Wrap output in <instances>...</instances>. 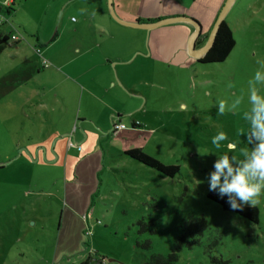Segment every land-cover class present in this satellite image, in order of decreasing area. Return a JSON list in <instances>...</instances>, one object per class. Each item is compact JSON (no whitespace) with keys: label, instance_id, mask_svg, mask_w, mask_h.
Returning a JSON list of instances; mask_svg holds the SVG:
<instances>
[{"label":"rangeland","instance_id":"rangeland-1","mask_svg":"<svg viewBox=\"0 0 264 264\" xmlns=\"http://www.w3.org/2000/svg\"><path fill=\"white\" fill-rule=\"evenodd\" d=\"M18 1L14 12H0V30L21 40L0 57V80L17 76L16 89H0V264H146L170 253L189 218L208 227L175 264H264V195L257 224L223 211L207 198L217 157L200 154L240 157L250 147L240 133L248 80L264 63V0L234 1L224 21L235 45L222 63H197L186 44L166 62L132 55L117 68L124 86L114 60L108 65L92 46L88 24L72 30L78 7L62 13L47 0ZM183 24L158 29L175 26L179 36ZM108 66L122 93L111 88ZM237 97L241 104L228 111ZM117 121L124 128L113 133ZM219 131L227 140L216 149L211 137ZM48 132L57 143L41 145ZM131 149L179 172L164 177L126 157Z\"/></svg>","mask_w":264,"mask_h":264},{"label":"crops","instance_id":"crops-1","mask_svg":"<svg viewBox=\"0 0 264 264\" xmlns=\"http://www.w3.org/2000/svg\"><path fill=\"white\" fill-rule=\"evenodd\" d=\"M4 1L5 0H0V6L2 2L4 3ZM224 2L225 0H112V6L116 17L120 21L129 23L155 22L169 17L188 16L200 22V36L202 37V39L206 40L208 33L212 27V24L215 21V18L217 17ZM18 3V0H14L13 2L14 5H17ZM13 4L12 11L14 9ZM51 4H60L63 8L62 13H64L65 9H70L71 7L79 8L80 19L74 22L70 21L72 25V30L77 32V30L81 26L83 27L84 24H88V27L92 31V33L90 34L93 35L92 39L90 40L92 46L96 49H99L104 60L107 62L108 65L111 63V61L114 60V73L117 77L119 85L122 86H124V84L122 82V78L120 77L117 71L119 65H122L127 62L132 55H135V57L140 56L144 59L147 58L151 61L160 62H166L172 57L177 58V55L180 52H185L186 41L191 32L193 31L192 27L188 24H183L184 26L179 27L182 30V34H180L179 36L174 35L176 31L175 26L162 29L156 28L150 31L124 27L116 23L110 17L107 9V0H47V5L49 6ZM56 5L54 9H56ZM90 6L94 8L90 10ZM83 9H86L87 14H84L82 12ZM12 11L10 10V13ZM49 16H51V19L53 21H58V19H60L59 14L53 13L49 14ZM60 22L61 19L59 23ZM3 26H5L4 23L0 27L3 28ZM59 26L60 24H58L57 30L60 32L63 26ZM145 38H147L146 47L148 49V55L142 56L140 54L146 53L144 46ZM20 43L21 40L18 38L17 42H10L7 45H9V47L11 45L17 46V44L20 45ZM110 44L114 46L113 49L109 48V46H111ZM6 46L2 49V51H0V57L4 52ZM107 69H109V75L107 76V80L110 82L112 86L111 88L115 89L117 87V91L119 93H122L121 88L114 80L113 72L110 66H108ZM30 73H33V71H31ZM3 77H6L9 83L10 81L11 83H5L2 84V86H7L11 88V91L17 88V84L13 83L17 79V76L14 73H9L8 75ZM104 90L107 92L106 89ZM10 92H7V94ZM90 96L93 99L94 97L97 98V95L91 94ZM19 113V117H26L23 114V111H20ZM109 113H107L106 117H108ZM116 115L120 116L119 113ZM112 121L113 120H111V122ZM114 123L123 125L120 121ZM132 124H134V122L131 123V126ZM49 135L50 134L48 132L47 136L43 137L40 143L41 145L50 143L52 140H55L57 143V135H54V139H51ZM86 139L87 136L84 137V140ZM62 142L64 144V141ZM46 148L48 147L45 146V150Z\"/></svg>","mask_w":264,"mask_h":264},{"label":"clouds","instance_id":"clouds-1","mask_svg":"<svg viewBox=\"0 0 264 264\" xmlns=\"http://www.w3.org/2000/svg\"><path fill=\"white\" fill-rule=\"evenodd\" d=\"M257 63L259 67L248 80V108L242 113L247 128L240 133L244 143L250 147L241 149L240 157L199 152L201 155H216L213 170L207 176L208 191L224 199L234 212L243 211L246 206L254 207L264 195V91H261L264 87V63ZM225 104V99H217V115L225 113ZM240 104L241 97H237L228 105V111L236 110ZM226 140V133L219 131L211 137V144L219 149L221 142ZM236 147L235 143H227L229 150Z\"/></svg>","mask_w":264,"mask_h":264},{"label":"trees","instance_id":"trees-1","mask_svg":"<svg viewBox=\"0 0 264 264\" xmlns=\"http://www.w3.org/2000/svg\"><path fill=\"white\" fill-rule=\"evenodd\" d=\"M10 35L0 30V51L9 43ZM235 45L232 37L231 30L223 21L218 29L215 41L209 52L199 60L201 64H215L222 63L228 55L231 53ZM0 81V89L3 83ZM7 90L11 89L4 86ZM119 117V116H118ZM117 117V118H118ZM134 127V124H132ZM124 155L131 160H134L143 166L156 171L164 177L172 179L178 172L179 167L173 165H165L151 156L145 154L141 149H131L124 153ZM207 198L220 206L223 211L231 212L237 216L249 221L250 223L257 224L259 218V210L257 207L246 206L243 211L234 212L231 211L224 199H219L217 195L211 196V192L207 194ZM207 223L202 218H189L182 227V234L178 238L177 243L167 256L151 255L146 264H175L178 260V253L182 246L191 247L198 243V238L202 236L203 232L207 230ZM225 264V262H220ZM87 264V263H84Z\"/></svg>","mask_w":264,"mask_h":264},{"label":"water","instance_id":"water-1","mask_svg":"<svg viewBox=\"0 0 264 264\" xmlns=\"http://www.w3.org/2000/svg\"><path fill=\"white\" fill-rule=\"evenodd\" d=\"M235 0H225L223 6L221 7L216 20L212 26V29L209 33V35L207 36V39L205 40L204 44L200 47H196V42L200 37V33H201V26L200 24L189 17H185V16H175V17H169V18H164L155 22H144V23H139V22H133V23H129V22H123L120 21L113 10V6H112V0H107V9H108V13L110 15V17L118 24L124 26V27H129V28H135V29H141V30H145V31H150L152 29H156L162 26H167V25H171V24H175V23H185L188 24L192 27L193 31L190 34V36L188 37L187 41H186V51H187V55L192 58L195 61H199L200 59H202L211 49V47L214 44L215 41V37L217 35L218 29L221 25V23L224 21L227 13L229 12V10L231 9L233 3ZM211 196L215 197L216 194L214 192H211Z\"/></svg>","mask_w":264,"mask_h":264},{"label":"built area","instance_id":"built-area-1","mask_svg":"<svg viewBox=\"0 0 264 264\" xmlns=\"http://www.w3.org/2000/svg\"><path fill=\"white\" fill-rule=\"evenodd\" d=\"M14 0H5L3 4H1L0 9L1 11L5 12V14H9L10 13V8L13 4ZM3 24L2 20H0V26ZM10 41L11 42H17L18 41V37H16L13 33L10 34ZM42 67L47 68L48 64L47 62L42 59L41 61ZM124 128L123 125L120 124H113V133L117 132L119 130H122ZM88 219L89 215L85 216L84 219Z\"/></svg>","mask_w":264,"mask_h":264},{"label":"flooded vegetation","instance_id":"flooded-vegetation-1","mask_svg":"<svg viewBox=\"0 0 264 264\" xmlns=\"http://www.w3.org/2000/svg\"><path fill=\"white\" fill-rule=\"evenodd\" d=\"M204 42H205V39H202V38L199 37V39L196 42V47L198 48V47L202 46L204 44ZM196 62L200 63L199 61H196Z\"/></svg>","mask_w":264,"mask_h":264}]
</instances>
